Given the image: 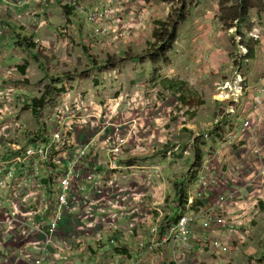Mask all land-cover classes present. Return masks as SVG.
Returning <instances> with one entry per match:
<instances>
[{
    "label": "built area",
    "instance_id": "obj_1",
    "mask_svg": "<svg viewBox=\"0 0 264 264\" xmlns=\"http://www.w3.org/2000/svg\"><path fill=\"white\" fill-rule=\"evenodd\" d=\"M71 5L93 27L97 39L112 44L147 29L136 0H105L95 8L78 5L77 0ZM42 17L39 30L49 25ZM60 32L68 41L69 30ZM261 32L255 28L247 39L259 41ZM36 44L44 45L40 39ZM61 48L54 49L59 52ZM247 56V47L240 46L243 66L249 62ZM242 70L236 69L232 80L215 87L217 102L228 106L226 116L235 115V106L248 90ZM20 72L19 66L5 67L0 54V264H74L105 247L121 256L127 237L140 230L149 237L144 250L156 253L170 246L175 259L191 254L195 243L218 253L230 250L225 241H195L196 226L231 233L241 225L217 207L202 210L206 194L237 184L234 175L228 174L226 182L216 175L207 146L202 147L205 155L196 194L189 196L182 216L165 224L167 199L158 190L165 181L161 161L172 160L183 147L175 145L170 150L152 136L145 137L147 131L137 113L141 96L133 94L122 111L120 100L100 103L94 92L74 93L65 88L50 112L42 111L35 119L29 110L36 124L33 129L25 121L28 109L21 104L24 89L19 82L26 77H18ZM263 107L264 78L254 100V114ZM254 116L233 131L224 132L217 122L198 138L205 144L214 140L233 148L248 142L253 145L247 158L260 168L248 178L249 196L237 201L231 193L218 202L235 208L248 205L258 214L264 213V132L260 131L261 116ZM195 143L196 139L190 143V153ZM187 150L184 155H189Z\"/></svg>",
    "mask_w": 264,
    "mask_h": 264
},
{
    "label": "crops",
    "instance_id": "obj_2",
    "mask_svg": "<svg viewBox=\"0 0 264 264\" xmlns=\"http://www.w3.org/2000/svg\"><path fill=\"white\" fill-rule=\"evenodd\" d=\"M105 0H77L78 5L91 8L99 7ZM145 15L147 29L136 37L126 40L122 45L112 44L107 39H97L94 36L93 27L90 26L85 17L78 13V8L72 6L73 0H0V54L3 57L5 67L24 66L28 69L23 76L31 79L32 66L39 63L40 51L45 52V56L52 57L59 54L62 67L76 68L82 65L88 67L87 79H82L74 72L73 76L60 75V86L70 88L74 93L94 92L100 103L106 101L113 102L119 96L131 97L136 91L141 93V99L137 113L142 117V125L145 127L146 136H152L156 142H162L164 146H173V136L183 129H187L190 134L184 139L183 144L189 147L190 143L200 135L208 133L214 124H221L223 131L236 130L243 121L254 115L262 118L260 131L264 132V107L258 114H254V100L259 96L261 80L264 78V36L261 35L259 45L256 50V59L249 60L244 64L239 58V51L235 57L232 56L233 36L236 29L228 30L221 22V0H194L192 11L186 23L182 24L179 36L171 52L167 54L168 64L160 62L157 66L146 58L147 40L153 39L157 21L161 17V6L165 3H157V0H136ZM48 3V7L45 5ZM67 8L71 15H67ZM41 10V11H40ZM47 18L49 25L43 29H38V23L43 18L42 14L34 16L35 12H42ZM22 16V19H19ZM237 25V23H235ZM69 30L68 41L61 34V30ZM246 33L248 30L245 31ZM249 32L247 33L248 36ZM263 34V30H262ZM40 39L43 44H36ZM109 41V42H108ZM248 41V40H247ZM150 42V41H149ZM62 45L59 52L54 48ZM239 48V47H238ZM85 49L94 55L103 52L114 53L122 60H114L110 64L105 77L109 90L106 93L94 91L95 82L94 67L96 64L106 65L107 62L100 59L99 63L89 60V54H85ZM144 55V56H143ZM77 56L79 59L72 58ZM93 56V55H92ZM143 56V57H142ZM79 61V62H78ZM53 62V61H52ZM58 62H56L57 64ZM56 66V65H54ZM243 69L246 74L248 90L244 98L235 106V115L228 114V106L217 102L215 87L220 83H225L234 78L236 69ZM155 70L159 71L156 76ZM104 72V73H105ZM179 81L187 80L188 88L192 91L191 97L179 92L166 91L164 95V85L173 79ZM74 79L70 82L69 80ZM26 80V79H25ZM59 84V83H58ZM104 84V83H102ZM172 84V83H171ZM174 86V84H172ZM97 88H99L97 86ZM24 97L27 94L24 86ZM74 89V90H71ZM139 89V90H136ZM143 90V91H142ZM102 99H100L101 97ZM170 96H175L179 100V116H186L180 121V125L175 126L171 119L176 116L173 108L167 106ZM191 99V100H190ZM192 101V102H190ZM218 107V116L209 122L205 116L211 105ZM177 105V103H176ZM125 106H122V111ZM229 111V110H228ZM220 113V114H219ZM186 114V115H184ZM200 117L195 119L196 117ZM189 117H193L192 120ZM222 119V120H221ZM208 123V124H207ZM168 133H173L167 137ZM170 143V144H169ZM183 144H174L184 146ZM206 146L212 151L213 162L216 175L226 182L227 175H234L237 184L233 186L221 187L206 194L201 205L202 210L217 209L224 215L239 220L240 226L234 232L222 229H211L204 231L200 226H196L194 233L195 241L201 242L204 239L221 240L229 244L230 250L227 254L205 249L195 243V249L191 254H186L180 259H175L176 254L173 248L167 246L156 253L144 250L142 246L148 242V233L140 230L128 236L125 241L126 250L119 256L114 249L105 247L94 252L91 257L83 256L75 260L74 264H258L257 254L252 251L246 252V246L257 241L256 223H263L264 213H256L251 206L234 205L221 206L218 199L223 195L235 194L236 200H244L249 196L251 187L248 183L249 176L259 172V165L252 163L247 156L252 144L249 142L241 144V147H228L212 140ZM205 155V153H204ZM163 164L164 183L158 187L159 192L166 196V203L163 208L164 223L168 224L186 210H178L173 184L185 178L177 175L170 164L178 163L166 160ZM194 163L193 157L190 162V170ZM169 164V166H167ZM181 171V170H180ZM197 183L189 188V196L197 192ZM197 210V209H195ZM255 258V259H253Z\"/></svg>",
    "mask_w": 264,
    "mask_h": 264
},
{
    "label": "rangeland",
    "instance_id": "obj_3",
    "mask_svg": "<svg viewBox=\"0 0 264 264\" xmlns=\"http://www.w3.org/2000/svg\"><path fill=\"white\" fill-rule=\"evenodd\" d=\"M182 1L185 2V0H179L178 2L175 3V5H168L167 4L165 6H161L162 7L161 8V12H162L161 17L162 18H160L158 21H167L171 15V13L174 10L181 9ZM157 3H163V2H161L160 0H157ZM187 5L190 8V13H191L192 7H193V0L187 1ZM233 5H234V3L231 4V6H233ZM255 5H256V8L251 12L250 19L248 20L247 23L242 24L241 28L244 31L250 30V31H248L249 33L252 32L255 28H258L261 31L263 30V34L261 32V35L264 36V0H257L255 2ZM261 35H260V37H261ZM237 39H241V38L236 37V33H235V35L233 36V40H231V42L233 43V46H232L233 49H232V56L231 57H235L236 53L239 51L238 47L241 46L240 45L241 42H238ZM247 40L248 39L246 38V41ZM124 42H125V40L121 41L120 43H117L116 45H122ZM154 42H155L154 38L146 41L147 52L150 49V45L153 44ZM84 52L86 55L89 54L88 61L93 60L94 62L99 63L100 59H104L103 61L107 62V64L104 66H103V64H101V68L97 67V66H99V64H96V66L93 68L94 69V75H95V82L97 83V85L93 86L94 91H97V93L98 92L106 93V91L109 90V88L105 84L106 83L105 77L107 76V73L105 71H107L108 68L110 67V64L114 60L113 58H117L116 61L122 60V58L120 59L118 55H113L114 53L112 54V53H108V52H103V53L99 52V55H98V53H97V55H94L92 53L93 56L90 55L91 54L90 52H93V51L89 52L85 49ZM39 53H40L39 59L42 62V65L39 66L38 65L39 63L34 64V66H32L31 79L26 78V80L21 81L19 83H21L23 85V88L25 86V89H26L25 91L27 92V94L25 95L24 98L28 97L29 100L32 98L33 99H35V98L40 99L43 95H45L47 89H51V92L48 91L49 96H47L46 106L43 108L44 109L43 111L50 112L51 110H53L56 107L59 96L62 92H64V89H65L64 87L60 86V81H61L60 75H61V73H62V76H63V74H65L66 76L70 77V76L74 75L73 74L74 72H76V74H78V76L82 79H87L90 76L86 75L88 67H86V66L84 67L82 65V61H80V62L78 61L81 64V66H79V67L65 68V66L62 67L61 59L59 58L61 52L59 54H53L52 57L45 56V52H43V51L42 52L40 51ZM146 53H144L145 56H146ZM72 58H75L76 60L79 59V57H77V56L76 57L72 56ZM56 62H58V63L56 64ZM54 65H56V66H54ZM69 81L72 82V81H74V79L69 80ZM186 81H187L186 79L184 81H179V79L175 78L172 80L171 83L176 85V86H173L168 81L166 83V85H164V89H165L164 95H165L166 91L168 90L170 92L182 93V94L186 95L188 98L191 97L192 91L188 88V85H187L188 82H186ZM102 83H104V84H102ZM97 86L99 88H97ZM71 90H74V89H71ZM136 90H139V89H136ZM139 91H136L135 94L140 97L142 95ZM100 97H101V95H100ZM129 98H130L129 96L127 99V97H124V95L121 94V96H119L114 101L117 102L120 100V103H119L120 104V110H122V106L124 105L125 106L124 111H126V109L128 108L126 103L129 100ZM100 99H102V97ZM190 102H192V101H190ZM165 103L167 106L174 107L173 113L176 112L177 114H176V116L172 117L171 122L175 126H177V125L179 126L180 121L182 119L187 118L186 116H179L178 115V113H179V110H178L179 100L175 96H170L168 98V101H165ZM176 103H177V105H176ZM21 104L25 105L23 101ZM217 112H218V107L215 106L214 104L211 105V107L208 109V112L205 116V120H207L206 118L208 117L209 122L211 120L213 121L214 118H216L218 116ZM184 115H186V114H184ZM24 117H25V121L28 124V126H30V127L32 126L33 129H36V124L33 122L34 120L31 117L29 110L24 113ZM192 118L193 117H189L190 120H192ZM197 118H200V117L197 116L195 119H197ZM179 119H180V121H179ZM172 134L173 133H168L167 137L172 135ZM188 134H190V132H188L187 129L182 128L179 131V135H177V132H176L175 135L173 136V139H171V140L174 141L173 142L174 144H180V143L183 144L182 141H184V139H186ZM174 144H173V146H174ZM185 144H183L184 145L183 149H181L180 152L177 155H175V157H173L172 160H167V163L168 162L170 163L171 161L178 162V163H174L173 165L170 164V166H173L175 171H177L176 174L180 175V177H183L186 173L190 172V165L189 164H190L191 159L193 157V149L190 153V150H187L188 146H186ZM171 147H172L171 145L166 146L167 149H170ZM185 150H187L189 155H184ZM150 157H153V156H150ZM167 166H169V164H167ZM260 221H264V220H260ZM256 227H258L256 230V234L258 235L257 241L253 242L252 244L247 245L245 251L248 252V251L254 250V252L257 254V257H256L257 259L255 262L258 264H264V222L263 223H259V222L256 223L255 228ZM228 252H225V253L223 252L221 254L225 255ZM253 259H255V258H253Z\"/></svg>",
    "mask_w": 264,
    "mask_h": 264
},
{
    "label": "trees",
    "instance_id": "obj_4",
    "mask_svg": "<svg viewBox=\"0 0 264 264\" xmlns=\"http://www.w3.org/2000/svg\"><path fill=\"white\" fill-rule=\"evenodd\" d=\"M168 5H175L179 0H160ZM187 1H182L181 9L174 10L167 21H158L156 23V29L153 34L155 42L150 45L149 51L146 53V58L157 66L160 62L164 65L168 64L167 54L171 52L173 46L176 44L179 36V30L182 24L186 23L190 16V8L187 5ZM257 0H221V16L220 20L225 24L228 30L236 29V37L241 38V46H246L248 49L249 60L256 59V50L259 45L258 41L248 40L246 41L247 33L242 30V24L248 22L251 16V12L256 8L255 2ZM194 2V0H193ZM234 3L233 6L231 4ZM67 15H71L70 10L67 8ZM237 23V25H235ZM250 31V30H248ZM28 69L27 65L21 66V73L25 74ZM154 74H159L158 70H155ZM176 86V85H174ZM47 89L45 95L40 99L24 98L25 109L31 111V114L35 119L39 118L40 113L47 103V96H49ZM206 146L202 142L201 138L196 139L195 147L193 148V160L194 163L188 175L185 178H181L173 184V190L175 193V199L177 201V209L184 210L189 199V188L197 182L198 170L201 167L203 161L202 147Z\"/></svg>",
    "mask_w": 264,
    "mask_h": 264
}]
</instances>
